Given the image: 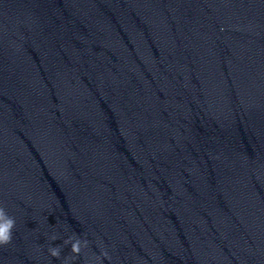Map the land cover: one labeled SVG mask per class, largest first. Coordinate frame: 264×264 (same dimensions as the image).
Listing matches in <instances>:
<instances>
[{"label":"clouds","instance_id":"1","mask_svg":"<svg viewBox=\"0 0 264 264\" xmlns=\"http://www.w3.org/2000/svg\"><path fill=\"white\" fill-rule=\"evenodd\" d=\"M15 225V218L8 215L3 207H0V246H6L12 242ZM52 239L55 240L56 237H52ZM63 243L65 245H71V253L73 254V258L79 257L82 247L88 246V241L86 239L82 241L78 237H69ZM48 252L51 257L59 259L61 256L60 246H52L48 249ZM103 255L106 257L107 253H103ZM97 259H99V257H97Z\"/></svg>","mask_w":264,"mask_h":264}]
</instances>
